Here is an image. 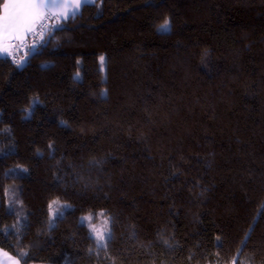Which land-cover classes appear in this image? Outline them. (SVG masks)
Masks as SVG:
<instances>
[{
  "label": "trees",
  "instance_id": "16d2710c",
  "mask_svg": "<svg viewBox=\"0 0 264 264\" xmlns=\"http://www.w3.org/2000/svg\"><path fill=\"white\" fill-rule=\"evenodd\" d=\"M80 12L22 71L0 57V248L21 264H264V0ZM56 200L71 209L50 227ZM99 211L105 250L80 221Z\"/></svg>",
  "mask_w": 264,
  "mask_h": 264
},
{
  "label": "snow or ice",
  "instance_id": "6c2138e0",
  "mask_svg": "<svg viewBox=\"0 0 264 264\" xmlns=\"http://www.w3.org/2000/svg\"><path fill=\"white\" fill-rule=\"evenodd\" d=\"M95 0H4L0 4V57L8 58L12 56L10 51L14 45L12 41H19L23 43L27 34L39 35L41 40H44V31L49 30L52 35L49 36V40L54 38V34L57 31H62L63 26L61 21L67 22L69 19H75L81 14L80 9L85 5L94 4ZM55 19L56 23L49 26L48 21ZM169 28V21L165 20L164 24L160 26L161 30H167ZM37 29L40 31L38 32ZM49 41H44L41 45L32 44L29 48V52L32 54H39L40 49ZM14 59V57H13ZM101 63L104 61V57L100 58ZM26 61H15L17 66L23 67ZM63 123V122H62ZM51 147V145H49ZM98 163V162H96ZM23 171H27L23 169ZM13 175L18 174L15 170L12 171ZM203 195V193H201ZM57 203L53 201L49 204V209L52 205ZM71 205H64V211H61L58 216L55 212L52 213L58 219L63 218L65 211L69 210ZM98 215L103 216L104 213ZM91 214L81 218V224L88 222L90 228L89 238L93 239L97 249L105 250L108 247L110 241L115 239L114 233L111 228L107 227L108 221L105 220V228L99 229L95 225L91 224ZM132 237H136V233H132ZM247 237L244 244H247ZM158 240L168 250L175 251L176 247L165 239L162 234L158 233ZM217 246L222 247L223 242L220 237L216 238ZM151 247V245H149ZM91 252V250H90ZM21 258L26 257L28 253H17ZM191 259V257H189ZM0 264H20V260L10 256L7 252L0 251ZM115 264V261H113ZM235 264V260L233 261Z\"/></svg>",
  "mask_w": 264,
  "mask_h": 264
},
{
  "label": "rangeland",
  "instance_id": "374dc122",
  "mask_svg": "<svg viewBox=\"0 0 264 264\" xmlns=\"http://www.w3.org/2000/svg\"><path fill=\"white\" fill-rule=\"evenodd\" d=\"M101 57H104V61H103V63H101V60H100V70H102V72L104 73V79H106V75H107L106 62H107V59H105V55H102ZM80 76H81V73L79 75H77V78H80ZM30 113H31V111H30ZM13 193H14V195H11L10 197L11 198H16V200H18L19 204H20L21 201L19 200L18 193H16V192H13ZM56 201H57V203L53 204L52 208L50 209L51 210L50 211V227L54 226L56 224V222H57L56 220L58 219L56 216H53L52 213L55 212L57 214V216H58V214L61 211H64V205H69L68 203H65V202L62 203V202H60L58 200H56ZM99 213H104V215L103 216L98 215V218H95L94 214L91 213L92 220H91L90 223L95 225L99 229H103V228H105V220H107L108 221L107 227L111 228V219H110V217L106 216L104 211H99ZM88 215H90V214H86V216H88ZM82 217H85V216H82ZM82 217H80V221H81ZM85 225H88V222H85ZM88 228H89V226H88ZM89 231H90V228H89Z\"/></svg>",
  "mask_w": 264,
  "mask_h": 264
},
{
  "label": "built area",
  "instance_id": "2783aa9c",
  "mask_svg": "<svg viewBox=\"0 0 264 264\" xmlns=\"http://www.w3.org/2000/svg\"><path fill=\"white\" fill-rule=\"evenodd\" d=\"M48 23H56L55 19H51L48 21ZM37 31L39 32L40 30L37 29ZM48 30L44 31V34L46 35ZM43 40H41V38L39 37V35H30V37H28L27 40L23 41V43L19 42V41H12L11 43L14 45L13 48L10 49V51L13 52L12 58L14 57V59H18V58H22V56H25L29 53V48L31 47L32 44H36V45H41Z\"/></svg>",
  "mask_w": 264,
  "mask_h": 264
},
{
  "label": "water",
  "instance_id": "95a60500",
  "mask_svg": "<svg viewBox=\"0 0 264 264\" xmlns=\"http://www.w3.org/2000/svg\"><path fill=\"white\" fill-rule=\"evenodd\" d=\"M63 29H64V27H63ZM55 34H56V32H55ZM54 34V35H55ZM50 35H52V33H50L49 35H48V39H47V41H49L47 44H45L42 48H45V46H47L49 43H50V41L51 40H49V36ZM42 52V50H40V53ZM36 55V54H35ZM34 54H32L31 52L28 54V55H26L25 57H23L20 61H26L24 64H23V67H19L18 66V69L20 70V71H22L24 68H26L27 66H28V64L30 63L29 61L31 60V59H33L34 58V56H35Z\"/></svg>",
  "mask_w": 264,
  "mask_h": 264
},
{
  "label": "bare ground",
  "instance_id": "6f19581e",
  "mask_svg": "<svg viewBox=\"0 0 264 264\" xmlns=\"http://www.w3.org/2000/svg\"><path fill=\"white\" fill-rule=\"evenodd\" d=\"M53 24H54V23H49V26H51V25H53ZM50 33H51V32H50V29H49V30L47 31L46 35L44 34V40L42 41V43H44V41H47V39H48L47 37H48V35H49ZM30 35H31V33L27 34V35L25 36V38H24V41L27 40L28 37H30ZM39 37H40V36H39ZM29 53H30V52H29ZM29 53H28V54H29ZM28 54H27V55H28ZM25 56H26V55H25ZM25 56H22V58L25 57ZM22 58H21V59H22ZM21 59H20V60H21Z\"/></svg>",
  "mask_w": 264,
  "mask_h": 264
},
{
  "label": "crops",
  "instance_id": "0c3cea01",
  "mask_svg": "<svg viewBox=\"0 0 264 264\" xmlns=\"http://www.w3.org/2000/svg\"><path fill=\"white\" fill-rule=\"evenodd\" d=\"M96 1H97V0H95L94 3H96ZM85 6H86V5H85ZM83 7H84V6H82L81 9H82ZM81 9H80V11H81ZM11 52H12V51H11ZM12 55H13V52H12ZM11 57H12V56H11ZM9 58H10V57H9ZM0 251H2V252H6V251H4V250L1 249V248H0ZM8 254H9L10 256L14 257V256H13L12 254H10L9 252H8ZM14 258H15V259H18L17 257H14ZM18 260H19V259H18ZM20 264H21V262H20Z\"/></svg>",
  "mask_w": 264,
  "mask_h": 264
}]
</instances>
